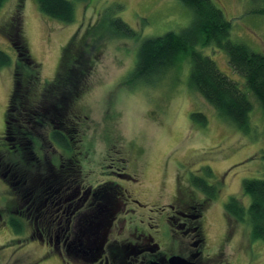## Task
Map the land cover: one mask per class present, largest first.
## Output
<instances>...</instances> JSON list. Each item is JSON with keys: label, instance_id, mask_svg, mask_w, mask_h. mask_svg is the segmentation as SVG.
I'll return each mask as SVG.
<instances>
[{"label": "rangeland", "instance_id": "374dc122", "mask_svg": "<svg viewBox=\"0 0 264 264\" xmlns=\"http://www.w3.org/2000/svg\"><path fill=\"white\" fill-rule=\"evenodd\" d=\"M20 1L8 0L0 8V48L12 58L9 65L0 69V149L4 148L1 134L7 123L6 113L18 61L17 50L2 29H14L15 18L20 12L22 35L31 57L41 66L42 84L37 99L41 102L45 101L44 83L60 73L65 46L72 38L81 42L99 22L95 32L99 42L89 37L90 44L85 49L93 58L92 68L74 104L83 135L85 155L82 156L88 165L92 162L96 170L88 179L94 181L99 174V183L114 180L122 185L130 184V193L148 204L143 209L147 212V227L154 233L162 250H167L177 240L166 227L161 228V233L157 231L158 227L152 228L148 224L159 221L162 226L160 209L155 205L172 201L177 192L175 177L178 173L184 185L189 184L193 175L208 179L209 184L215 185L216 195L210 197L203 213L204 252L211 258L206 263L264 264V242L253 239L249 224L230 222L232 220L225 209L226 202L233 195L248 205L251 198L243 193V181L264 178L262 107L246 86L245 77L230 66L227 53L216 46L204 48L219 69L248 94L253 104L249 133L221 118L202 95L190 89V63L187 60L152 84L125 82L134 69L140 41L170 30L180 31L191 23L193 10L180 0H75V20L63 22L43 14L37 0H23L21 12L18 10ZM213 1L231 20V38L264 53V15L256 12L263 2ZM115 3H122L124 8L113 13L110 7ZM113 16L125 20L137 32V37L108 33L105 29L110 26ZM93 40L95 42L91 43ZM193 112H202L208 119L207 124L202 126L195 122ZM45 116H38L39 125L48 123ZM33 127L34 124L31 130ZM7 155L13 161L17 160L15 151ZM122 157L128 159V168L119 169L116 165L115 160L120 161ZM112 163H115L114 167ZM206 167L212 171L210 178L205 172ZM117 172L128 173L136 181L128 183V176ZM194 190L199 198L205 197L201 189L194 187ZM9 198L10 186L0 177V209L5 219L12 213L6 211ZM132 206L142 208L135 203ZM114 226L110 238L120 237V223L116 222ZM27 231L29 228L18 234L7 221H0V264H69ZM130 238L136 240V236Z\"/></svg>", "mask_w": 264, "mask_h": 264}, {"label": "flooded vegetation", "instance_id": "af4514ba", "mask_svg": "<svg viewBox=\"0 0 264 264\" xmlns=\"http://www.w3.org/2000/svg\"><path fill=\"white\" fill-rule=\"evenodd\" d=\"M43 114L48 123L39 125L38 116ZM35 115L34 127L26 129L32 131L29 138L22 130L17 133L15 130V126L26 127L27 122L19 119L15 123L6 117L1 134L4 148L0 149V177L10 186L6 211L12 213L5 219L0 209L1 222H8L11 216L24 220L25 230L29 228L27 232L32 238L47 244L50 252L69 264H153L156 261L168 264L174 255L196 264H208L206 261L211 258L205 255L206 237L202 233L203 213L211 200L206 191H202L206 198H199L193 193L195 186L191 180L184 185L181 175L176 174L177 192L172 201L155 205L160 209L162 226L159 221L153 225L148 222L152 228L158 227L157 231L166 227L176 238V243L162 250L147 227V212L143 209L148 204L130 193V184L122 185L114 180L99 183V174L94 181L88 179L96 170L92 162L88 165L87 159H83V135L77 115L72 118L69 111L64 114L44 111ZM56 131L65 144L53 138ZM25 148L32 149L29 160H25ZM11 151L18 154L17 160L8 157ZM115 162L119 169L128 168L126 157ZM117 173L128 176V183L136 181L128 173ZM209 183L207 179V187L214 185ZM133 203L142 207L141 210L132 206ZM116 222L120 223V237L110 238ZM130 236H136V240Z\"/></svg>", "mask_w": 264, "mask_h": 264}, {"label": "trees", "instance_id": "16d2710c", "mask_svg": "<svg viewBox=\"0 0 264 264\" xmlns=\"http://www.w3.org/2000/svg\"><path fill=\"white\" fill-rule=\"evenodd\" d=\"M8 0H0V8ZM86 1V0H79ZM193 10L191 23L180 31H167L158 36L144 38L138 47L134 69L128 74L127 84H152L161 79L172 69L178 68L185 60L190 63L189 87L198 92L213 106L218 115L245 133L251 131L250 113L253 104L248 94L239 84L223 73L215 60L204 52L208 46L223 49L228 55L232 69L245 77L246 86L259 101L264 115V53L253 50L244 42L231 38L232 23L224 11L213 0H180ZM263 6L256 10L264 15ZM39 8L48 17L63 21L75 20V0H37ZM23 0L18 10L22 12ZM124 8L122 3H115L110 7L113 13ZM21 14L17 13L14 29L2 32L17 50L18 61L14 68V87L11 102L7 109L8 120H24L27 126L18 130L23 135L32 137V131H26L33 126V117L40 111L64 114L69 111L75 116V100L80 97L84 81L92 68L93 58L85 50L90 44L89 37L98 39L95 32L99 22L93 25L81 42L72 40L65 46L60 64L59 75L43 85L45 101L38 99V89L41 87L40 63L31 57L28 44L21 32ZM110 26L105 30L113 36L125 35L137 37V32L121 17L113 16ZM104 30V31H105ZM87 39V40H86ZM93 40L91 43H94ZM12 62L11 56L0 48V69ZM42 89V90H43ZM57 100V101H56ZM55 106V107H54ZM54 107V108H53ZM53 108V109H52ZM68 110H67V109ZM42 113V112H41ZM195 122L205 126L207 117L202 112H193ZM14 123V124H15ZM74 131V127L72 128ZM53 138L65 144L64 138L54 132ZM26 159L32 157L31 148H25ZM32 160V159H31ZM207 177H212L209 167L205 168ZM191 183L202 191H206L209 198L215 197L216 187H207V180L200 176H192ZM243 193L250 196V203L245 205L242 199L233 195L225 204L227 214L236 222L247 223L251 227L253 239L264 242V178H250L243 181ZM9 225L18 233L25 231L24 220L9 217Z\"/></svg>", "mask_w": 264, "mask_h": 264}, {"label": "water", "instance_id": "95a60500", "mask_svg": "<svg viewBox=\"0 0 264 264\" xmlns=\"http://www.w3.org/2000/svg\"><path fill=\"white\" fill-rule=\"evenodd\" d=\"M153 264H162L159 261L153 262ZM168 264H196L195 262L180 256V255H174L168 259Z\"/></svg>", "mask_w": 264, "mask_h": 264}]
</instances>
